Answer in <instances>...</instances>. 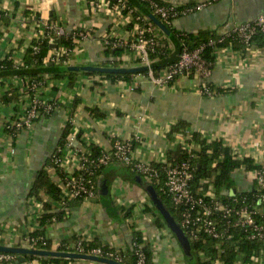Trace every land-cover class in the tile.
I'll list each match as a JSON object with an SVG mask.
<instances>
[{"label": "crops", "instance_id": "obj_1", "mask_svg": "<svg viewBox=\"0 0 264 264\" xmlns=\"http://www.w3.org/2000/svg\"><path fill=\"white\" fill-rule=\"evenodd\" d=\"M159 1L178 10L170 21L178 33L209 30L222 34L264 11V0H215L201 9L194 6L203 0ZM137 4L138 8H145ZM0 11L3 14L0 60L11 58L15 64L21 62L28 45L46 27L52 14L61 22V26L54 27L57 36L73 30L82 33L77 36L69 60L56 63L54 69L43 74L44 82L36 91L40 99L54 100L57 107L49 116L41 115L31 126L23 127L15 136L5 129L13 104L3 102L1 94L10 85H18L21 78L10 71L0 73L1 244L25 246L29 232L41 227L39 217L45 212L44 201L49 205L47 211L62 212L43 227L51 250L65 243L69 248L84 238L91 240L92 245L95 242L119 251L127 260L134 232H139L143 239L141 245L149 250L151 264H198L191 249L162 224L150 196L135 180L139 175L125 164L111 162L101 170L96 195L90 200H72L61 206L42 191L40 202L29 192L70 115V131L76 133L73 145L77 148L85 149L91 144L109 149L113 139L135 136L134 157L155 164L175 153L182 133H173V139L168 133L172 125L183 123L207 141L218 140L228 148H236L262 161L264 38L241 49L232 46L219 49L208 77L196 73L180 75L157 86L143 71L120 79L72 69L85 65L140 66L135 62L133 51L113 50L105 44L108 35L125 29L127 17L113 21L114 15L106 10L89 12L85 0H0ZM155 33L165 48H174L163 39V36L173 38L171 32L160 35L155 29ZM50 49L49 55L54 53ZM156 60L157 57L153 59ZM66 70L73 72L71 76ZM60 71L63 75H57ZM204 82L213 85L216 92L201 95L199 89ZM47 172L55 181L57 173L53 169ZM235 175L234 188H252L253 182L243 179L239 172ZM103 183L106 190L102 189ZM72 260L71 264H101Z\"/></svg>", "mask_w": 264, "mask_h": 264}, {"label": "built area", "instance_id": "obj_2", "mask_svg": "<svg viewBox=\"0 0 264 264\" xmlns=\"http://www.w3.org/2000/svg\"><path fill=\"white\" fill-rule=\"evenodd\" d=\"M140 1H145L150 7L149 10L165 21H169L178 13L175 6L162 3L159 0ZM212 1L215 0L198 2L194 9H201ZM88 6L94 12L106 10L112 13L113 21L129 18L128 23L132 24V29L125 27L122 31L112 32L106 37L105 44L113 50L133 51L136 64L146 66L144 71L155 85H165L180 75H188L191 71L203 77H208L210 74L211 69L208 67L206 59L201 55V46L193 50L184 48L174 63L163 68L161 73L154 75L152 71L153 59L149 57L148 49L149 46H154L156 36V34L152 36L154 28L151 20L143 13L134 15L135 8L126 5L125 0H89ZM123 9H126V15L121 14ZM1 14L0 11V17ZM257 32L264 34V11L254 18L234 26L228 32L218 35L219 41H221L224 37L234 34L242 38L245 46L248 47L253 44L252 37ZM43 33L44 29L38 32L36 39H39ZM78 34L82 36V33L78 32ZM53 42L54 39L51 40V43ZM221 48H216L212 52L214 58ZM67 51L63 45L58 48L56 46L50 60L55 63L68 61L62 59L66 56ZM204 85L205 83L201 84L200 92H202V88L204 90L206 87ZM18 86L20 94L18 109L13 110L10 120L5 123V129H12L15 135L23 127L31 126L41 116L38 112L40 106H46L51 110L49 101H54L40 99L36 92L41 86L39 82L21 78ZM187 131L189 133L193 130L189 128ZM75 136V132H69L64 147L57 149L61 151L62 157L55 158L56 167L47 168L53 169L54 172H56V168H59L62 173L59 176L57 172L55 179L60 186V199L56 202L61 206L76 199H93L96 195V188L89 176L111 162L127 165L134 173L143 177L153 186L161 181L160 172L153 164L134 157L133 148L137 137L115 138L111 141L109 149H101L99 154L92 156V152L87 148L74 147ZM187 137L190 138L189 135ZM181 138L177 147L179 146L184 151L185 156L179 158L176 152L177 148H175V153L170 155L169 159L167 155L159 161L163 173L159 189L169 198L174 209L178 212L177 223L190 244L200 242L205 238L213 242L211 249L214 254L212 256H208L203 249L197 251L200 262L203 264H264V159L258 161L256 157L238 152L236 148H229L232 155L252 158L256 165L252 169H246L245 165L237 168L235 174L239 172L243 179L253 182V186L247 190L235 188L232 195L230 194L231 188L222 186L216 189L209 177L194 180L195 159L200 150V144L192 139L184 140L183 134ZM219 159L220 157L214 159L212 165L215 166ZM37 238L44 239L42 236ZM25 240L26 247H35L32 245V242L35 241L33 237L27 235ZM248 243H254L257 247L248 251L241 247V244ZM68 251L110 258L103 255L99 245H92L91 240L84 238L78 239L69 247ZM132 251L135 256V264H148L142 245L134 246ZM107 254L114 255L113 252ZM115 258L117 261L120 259L117 255ZM16 259L17 256L13 253L0 252V264H14ZM23 264L41 263L32 259L25 260Z\"/></svg>", "mask_w": 264, "mask_h": 264}, {"label": "trees", "instance_id": "obj_3", "mask_svg": "<svg viewBox=\"0 0 264 264\" xmlns=\"http://www.w3.org/2000/svg\"><path fill=\"white\" fill-rule=\"evenodd\" d=\"M125 1H126V5L132 8H135L134 15L142 14L141 9L138 8L137 3L143 5L147 9H150L149 5L145 1H140V0H125ZM88 4H89V0L86 1V5H87V9L90 12L91 8L88 6ZM125 10L126 9L121 10V14L126 15L127 13ZM157 17L166 25V27L173 34L172 35L173 38H168L166 36H163L164 37L163 39L165 40L167 39L169 42H171L174 45V48L172 50L165 48L164 42H162V40L159 41L160 38L157 37V35L155 36L156 34L155 29L158 30V33H160V35H164V33L157 26H155L152 21H150L154 28V33L152 34V36H155V39H154L155 43H154V46L148 47L149 57L151 59H154L155 57H157V60L153 61L152 63V71L154 75H157L161 69L166 68L172 63H174L178 59L181 51L184 48H186L187 50H193L195 48H199L202 46L201 55L206 59V62L208 63V67L212 70L215 66V61H214L212 52L216 48L232 46L235 49H238V48L241 49L245 47V44L242 38L237 37L234 34L224 37L221 41H219V35H217L214 31H209V30H202L197 33H178L171 26V23H170L171 18L169 21H165V20H162L158 15ZM2 18H3V14H1L0 21ZM55 26H61V22L59 21L58 17H56V15L52 14L47 21L46 27L43 26L44 33L40 35L39 39L32 40L30 44L28 45L23 55V58L21 59V63L15 64L11 58H4L0 60V73L16 70L17 73L15 75L18 78H22V79L28 78L36 82H39L40 85H42V83L44 82L43 74L47 73V71H50L56 67V63L50 60L51 55H49V52L51 51L50 49L51 40L53 38L57 39V45H56L57 48L62 45L67 48L68 51H67L66 56L62 57L63 60H69L71 53L73 52L77 44L78 31L73 30L72 32H68V33L64 32L57 36L55 29H54ZM125 27L130 29L132 27V24L128 23ZM263 38H264V34L257 32L255 35H253L252 41L254 42L255 40H262ZM175 41H177V44H175ZM143 72L145 73L146 71H143ZM57 73H58L57 75H63L64 72L60 71ZM67 73H68L67 74L68 76H71L73 72L67 71ZM88 73L100 74V75L110 77V78L117 77L120 79H126L128 76L132 75L134 72L104 73V72L94 71V72H88ZM192 73L193 71H191L188 75ZM69 82H72V81H69ZM204 86L206 87L204 88V90L202 88L201 95L208 96L210 93L216 92L213 85H211L210 83H205ZM19 95H20L19 86L10 85V88L5 90L1 94V97H2L3 102L7 104H13L14 110H17ZM49 103H51L52 109L51 110L47 109L46 106L42 105L38 109V112L40 115L49 116L52 113V111L55 109V107H57V103L55 101H49ZM70 118H71V115L66 121V124L64 126V129L61 133V136L57 142L55 149L53 150L50 157L46 159L45 161L46 168L56 167L55 158L60 159L62 157L61 151H58L57 149L58 148L61 149L62 147H64V143L67 140V136L70 132ZM187 127L188 125H185L183 123L182 124L180 123L179 126H177V124L172 125L168 133V136L171 139H173L174 138L173 133H176V132L182 133L184 136V140L187 141V140L192 139L200 144V150L198 151V154L195 159L194 180H197L198 178H201V177H209L212 179L211 181L212 185L216 189H219L222 186L226 188H232L236 186L235 171L237 170V168H239L242 165H245L246 169H252L256 166L252 158L238 157L236 155H232L230 153L229 148L223 146L218 140L206 141L203 137H201V134L197 131L193 130L188 133ZM7 131L9 133H12L13 134L12 136H15V134L12 132V129H9ZM188 135L190 138L187 137ZM86 148L92 152V156L99 154L101 151L99 147L95 145H91V144H89L88 147ZM176 152L178 153L179 158H183L185 156L184 151L179 146L177 147ZM169 155L170 154H168L167 156L168 159L170 158ZM219 157L220 159L217 161V164L213 166L212 161ZM153 165L160 172V180H161L159 183L154 184V187L158 195L160 196L162 202L168 209V211L174 216V218L177 221L179 220L178 212L174 209L169 198L165 196V194L162 193L159 189L160 185L162 184V179H163V173H162L161 166L159 163H155ZM45 167L39 170L37 177L32 183V187L29 192V194L31 196H34L39 202L42 201L40 191L48 195L53 200L60 199V195H59L60 186L58 182L52 180V178L49 176L47 169H45ZM104 167H102L101 169H98L94 174L89 176L90 179L93 181L96 189L98 187V177L101 173V170ZM57 172L59 176L62 175L59 168H56V173ZM76 200H79V199H76ZM42 204L44 206L45 212L39 217L41 227L29 232L28 235L35 239V241L32 242V245L35 246L36 248L51 250L50 249L51 243L44 236L43 227L45 224L51 222L53 219L58 217L61 211H56V212L47 211L49 208V205L44 201L42 202ZM159 218H160V221H162V224L165 225V221L163 220L160 214H159ZM40 236L44 237V239L37 238ZM0 243L2 242L0 241ZM141 243H143L141 234L139 232H134L132 248L134 246L141 245ZM212 243L213 242L205 238L204 240H201L200 242L198 241L197 243L190 244V249L196 256L198 260V264H203V263L200 262L197 251L199 249H203L208 256H212L214 254L211 249ZM66 244L67 243H65V246ZM93 245H99L103 251V255L108 256L111 259H116L115 256L117 255L120 258L119 261L122 262L123 264H135V256L133 254L132 249L128 251V259L125 260L123 258V255L119 253V251L116 252L112 248L108 247L107 245L97 244L95 242H93ZM65 246L60 244L57 250L68 251L69 248ZM241 247L248 251L249 249H252L254 247L256 248L257 246L254 243H248V244H241ZM142 248L145 251L148 264H151L150 253H149L147 246L143 245ZM108 252H113L114 255L109 256L107 254ZM227 258L230 259L231 257H227ZM32 259H38V261L41 264H51V263L52 264H71V262H73L72 259H65V258H59V257H49L45 259L39 256H28L27 255L25 258V260H32Z\"/></svg>", "mask_w": 264, "mask_h": 264}, {"label": "water", "instance_id": "obj_4", "mask_svg": "<svg viewBox=\"0 0 264 264\" xmlns=\"http://www.w3.org/2000/svg\"><path fill=\"white\" fill-rule=\"evenodd\" d=\"M141 12L147 16L155 26H157L159 29H161L165 34L169 35L170 32L168 31V28L166 25L156 16L154 15L149 9L144 8L141 9ZM50 47L55 49L56 48V40H54L53 43L50 44ZM72 69H80L85 71H99V72H112V73H127V72H139L144 71L146 69V66H134V67H107V66H91V65H85V66H75L72 67ZM17 71L13 70L10 71V74H16ZM181 137V135H178ZM135 180L138 181V183L144 188V190L148 193V195L151 198L152 203L154 204L156 210L159 212L163 220L165 221L168 228L174 233L178 241L183 244L187 249L190 248V243L178 225L176 219L174 216L168 211L164 203L162 202L160 196L158 195L155 187L153 184L144 182L140 176H136ZM102 189L106 190V184L103 183ZM235 188L230 189V194H234ZM0 252H9L13 253L17 256V259L15 261V264H23L25 261L26 256H39L43 258H49V257H59V258H65V259H75V260H85V261H92V262H98L101 264H123L120 261L97 256V255H91V254H85V253H78V252H70V251H59V250H46V249H40L35 247H25V246H16V245H5L0 243Z\"/></svg>", "mask_w": 264, "mask_h": 264}]
</instances>
